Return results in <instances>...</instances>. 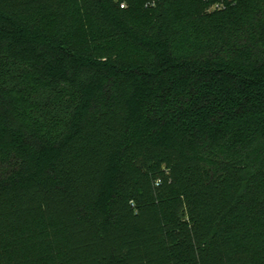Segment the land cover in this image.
<instances>
[{
    "label": "trees",
    "instance_id": "obj_1",
    "mask_svg": "<svg viewBox=\"0 0 264 264\" xmlns=\"http://www.w3.org/2000/svg\"><path fill=\"white\" fill-rule=\"evenodd\" d=\"M0 264H264V0H0Z\"/></svg>",
    "mask_w": 264,
    "mask_h": 264
},
{
    "label": "rangeland",
    "instance_id": "obj_2",
    "mask_svg": "<svg viewBox=\"0 0 264 264\" xmlns=\"http://www.w3.org/2000/svg\"><path fill=\"white\" fill-rule=\"evenodd\" d=\"M216 7V6H215Z\"/></svg>",
    "mask_w": 264,
    "mask_h": 264
}]
</instances>
